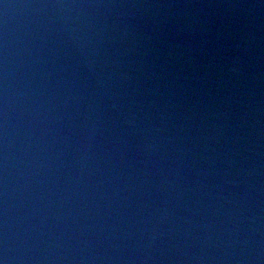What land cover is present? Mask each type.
<instances>
[{"label":"water","instance_id":"1","mask_svg":"<svg viewBox=\"0 0 264 264\" xmlns=\"http://www.w3.org/2000/svg\"><path fill=\"white\" fill-rule=\"evenodd\" d=\"M0 264H264V0H0Z\"/></svg>","mask_w":264,"mask_h":264}]
</instances>
